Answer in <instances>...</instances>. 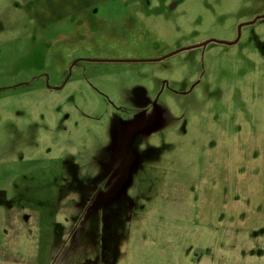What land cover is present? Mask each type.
I'll return each instance as SVG.
<instances>
[{
  "label": "rangeland",
  "instance_id": "374dc122",
  "mask_svg": "<svg viewBox=\"0 0 264 264\" xmlns=\"http://www.w3.org/2000/svg\"><path fill=\"white\" fill-rule=\"evenodd\" d=\"M182 2L159 50L76 63L49 44L78 19L38 34L36 0H0V264H264V20L154 61L258 8Z\"/></svg>",
  "mask_w": 264,
  "mask_h": 264
},
{
  "label": "flooded vegetation",
  "instance_id": "af4514ba",
  "mask_svg": "<svg viewBox=\"0 0 264 264\" xmlns=\"http://www.w3.org/2000/svg\"><path fill=\"white\" fill-rule=\"evenodd\" d=\"M261 2L260 0H240V6L235 9L234 14L243 9L258 8L255 9L256 11L252 17H241L244 19L236 24V39L233 41L238 42L241 39L243 28L245 29L258 21L264 20V10L263 7H260ZM182 3V0H36L34 8H37L38 13L34 17L35 20L37 19L34 30L39 34L46 31V29L54 31V25H62V28L57 29L61 30L67 26L65 19L70 21L73 17L78 19V22L75 20L71 21L76 27L74 34H72V42H70L69 37L70 31H66L65 29L55 33L50 39V46L52 44V46H58L61 49L65 48L64 50H59L58 57H66L69 45L72 44L73 49H76L73 53L69 54V57L73 58V61L76 63L80 61L89 63L125 62L123 56L117 55L114 52L115 50L112 47L114 40L112 38L123 45L132 43L133 40L134 44L146 45L155 51L159 50L160 45L158 42L162 34L160 33L161 25L158 23L164 24L169 22L173 24L176 31L179 33L183 32V29L178 28ZM110 4L115 5L116 10L112 9ZM61 11H63V14H61ZM81 11L92 21L90 24L82 22V17L79 14ZM108 21H111L110 25ZM102 35L106 36V38L98 39ZM47 41L49 42L48 38ZM210 43L216 44L211 42V39L182 48L174 44V47L163 48V50H166L164 51L165 54L154 61L167 60L177 53H192L194 50H204ZM61 71L62 76L57 78L61 82L50 87L46 83L48 90H59L66 84L69 78L67 75L70 70L66 68ZM44 72L39 73L36 77L38 79L43 78L45 81L47 76ZM1 88L0 91H3L9 89L10 86L4 85Z\"/></svg>",
  "mask_w": 264,
  "mask_h": 264
},
{
  "label": "water",
  "instance_id": "95a60500",
  "mask_svg": "<svg viewBox=\"0 0 264 264\" xmlns=\"http://www.w3.org/2000/svg\"><path fill=\"white\" fill-rule=\"evenodd\" d=\"M211 42L218 43V44H226L227 46H231V45H234L237 41L227 42V41L211 40Z\"/></svg>",
  "mask_w": 264,
  "mask_h": 264
}]
</instances>
